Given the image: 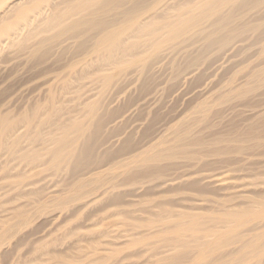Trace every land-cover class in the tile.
Here are the masks:
<instances>
[{
  "label": "bare ground",
  "instance_id": "obj_1",
  "mask_svg": "<svg viewBox=\"0 0 264 264\" xmlns=\"http://www.w3.org/2000/svg\"><path fill=\"white\" fill-rule=\"evenodd\" d=\"M263 27L264 0H0V235L7 238L28 225L29 221H21L14 229L6 228L22 211L28 212L29 196L39 192L35 185L43 180L39 176L62 175L64 180L94 175L111 163V154L113 159H122L112 170L109 167V175L134 173L131 180L113 184V190L187 183L189 176L168 179L170 175L159 168L160 162L185 152L184 148L174 150V145L163 148V144L191 136L188 129L174 132L177 110L162 111L161 104L169 97L178 101L176 96L188 88L205 93L210 77L242 48L238 44ZM262 42L257 56L264 55ZM178 57L185 58L184 62L174 67L164 90L159 89L150 75ZM253 75L260 78L234 88L233 97L264 87V68ZM132 92L138 96L124 104ZM111 104L114 112L120 111L117 117L108 115ZM136 111L144 112L141 124L111 133ZM205 119L202 116L195 123ZM164 138L167 141L161 142ZM216 179L210 174L193 178L185 189H194L196 196L184 201L203 206L208 201L206 190L217 184ZM250 185L254 184H245ZM52 186L58 187V182ZM110 189L102 193L87 189L69 202L93 208L109 196ZM49 194L50 201L58 200L55 190ZM115 200L123 201L118 195ZM249 203L243 210L227 207L210 215L167 209L133 221L132 235L138 237L120 249H154L145 251L143 257L147 262L158 257L155 264H216L215 256L245 238L243 228L264 219V198ZM118 217L126 219L120 213ZM95 226L102 224L94 225L89 234L108 237V230L96 231ZM158 226L157 231L153 229ZM140 228L149 233L142 237ZM2 245L0 240V253ZM100 246V242L81 244L80 262L98 264L100 256L108 255ZM242 250L240 256L221 264H260L264 238H249L228 256ZM136 256L141 254L129 253L127 258Z\"/></svg>",
  "mask_w": 264,
  "mask_h": 264
},
{
  "label": "rangeland",
  "instance_id": "obj_2",
  "mask_svg": "<svg viewBox=\"0 0 264 264\" xmlns=\"http://www.w3.org/2000/svg\"><path fill=\"white\" fill-rule=\"evenodd\" d=\"M261 30L262 32L251 34L245 42L238 44L242 45V48L232 54L233 57L224 69L210 77L211 84L205 93L202 94L200 88L192 91L188 88L187 91L182 90V93L187 95L179 97L181 93L176 96L178 101H170L171 97H169L161 104L162 111L171 107L177 110L178 119L173 122L176 123L172 128L174 132L188 129L191 136L164 143L163 148L174 145V150L184 148L185 152L169 161L160 162L159 168L170 175L168 179L186 175L190 177L188 182L199 175L217 176V184L210 185L206 190L208 201L203 206L195 207L191 202L184 201L196 196L192 191L194 189H185L190 186L187 185L188 182L184 184L175 181L174 185L158 188H148L151 184L148 183L142 190H135L134 187L113 190V184H120L125 179L131 180L134 173L129 170L124 176L109 175V167L111 166L112 170L113 166L122 159H113L111 154V163L96 171L102 172L99 175L95 172L94 175L88 174L82 177L80 174L77 177L67 176L64 180L62 175L61 177L39 176L37 179L43 178V180L35 185L39 192L29 196V205L26 207L28 212L22 211L23 217L19 215L14 218L6 228L14 229L21 221H29L28 225L7 238L0 235L1 242L5 244L2 245L3 251L0 253V264H84L80 262L82 251L79 246L81 244L93 246L96 242H100L101 249H106V254L108 253L107 256L104 255L105 257L100 256L98 264H155L158 257L152 258L149 262L143 257L145 251H154V249L149 247L120 249L127 240L138 237L132 235L133 221L152 218L167 209L174 212L204 213V215L225 210L227 207L243 210L250 206V200L264 198V138H262L264 137V87L243 95L239 93L240 96L233 97L236 94L234 88L260 78L254 77L253 72L264 68V55L257 56L261 45L259 42L262 40L264 42V27ZM184 59L180 57L169 59L159 67L160 69L154 70L150 76H154L153 81L156 85L159 84V89L164 90L169 74L173 73L174 67L184 62ZM212 60L210 62L208 60L207 64L210 65ZM207 64L204 65L205 70L209 67ZM116 90L117 88L111 90V95L106 97V104ZM138 93L132 92V98L129 101L124 100V104L132 102ZM119 112H114L112 107L108 115L111 118L117 117ZM202 116L206 119L195 123ZM143 118H145L144 112L136 111V114L129 115L117 125V129L111 130V133L136 127L141 124L140 119ZM108 132L109 130L105 131L106 136ZM162 141L167 139L164 138ZM202 155L205 157L200 160ZM93 160L96 162L95 157ZM93 167L95 165L91 169ZM144 176L147 177L148 173L144 172ZM56 182L59 186H52ZM246 183L254 185L245 186ZM202 184L205 182L202 181ZM110 186L111 189L108 188ZM35 187L30 188L34 190ZM46 187L49 188L40 192V189ZM92 188L99 193L104 189H110L111 192L108 193V197L89 209L80 208L78 201L69 202L71 197ZM51 190L56 191L58 198L54 202L49 198ZM59 191H64L65 194H60ZM97 192L95 194H99ZM116 195L123 199L122 203L116 202ZM1 212L2 210L0 216ZM119 213L126 219L118 217ZM96 224L99 226L102 224L103 231H109L108 237H101L102 233L89 234V229ZM101 228L95 226L96 231H102ZM159 228L161 227L153 229L157 231ZM139 231H144L142 237L149 233V230L144 228H140ZM241 231L246 234L245 238L215 256L218 261L216 264L240 256L244 250L233 256L228 255L249 238L259 236L263 239L264 219L247 225ZM41 245L46 247L41 248ZM133 252L140 253L141 257L127 258V255ZM111 253L114 254L112 257ZM260 264H264V256Z\"/></svg>",
  "mask_w": 264,
  "mask_h": 264
}]
</instances>
